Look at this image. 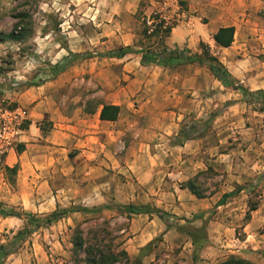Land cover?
Listing matches in <instances>:
<instances>
[{"label":"rangeland","instance_id":"rangeland-1","mask_svg":"<svg viewBox=\"0 0 264 264\" xmlns=\"http://www.w3.org/2000/svg\"><path fill=\"white\" fill-rule=\"evenodd\" d=\"M177 1L187 11V2ZM253 5L257 9V4ZM121 7L125 9L124 12H121ZM159 8H151L148 0H0V32L9 34L17 29L16 34L19 33L17 39L0 41V119L6 118L5 135L13 132L16 121L17 127L22 130L12 138L11 144L0 143V201L15 206L17 210L24 209L39 215L57 208H94L128 203L150 205L167 212L162 218L153 214L162 220L163 230L166 227V231H175L172 237H164L163 230L154 235L157 231L155 225L154 232L149 233L150 229L142 235V242L150 241L137 248L128 241L132 237L130 225L137 214L128 218L127 213L117 209H106L100 213H70L51 225L35 229L24 240L11 246L12 250L3 264H73L76 254L72 253V241L76 230L83 231L86 237L94 234L101 239L114 237L115 243H122V248L129 253V264H198L210 249V244H213L211 236L217 233V226L212 221L219 215H225L223 205L236 199L235 196L239 194V202L244 199V204L247 196L253 203L261 201L264 170L261 168L262 172L258 174L255 168L259 158L264 166V95L247 96L238 89L224 85L206 65L203 67L212 76L204 78L203 87L198 88V83L191 85L188 82L191 90L184 92L185 131L192 139H203L211 158L215 155L217 158L219 150L229 154L221 156L218 163L233 164L236 170L227 172L224 169L219 172L211 166L212 171L208 168L203 170L205 173L198 180V190L205 197L192 196L187 190L181 200L172 202L168 198L167 205L157 203L153 198L158 196L146 193L147 189H143L136 175L122 165L121 157H115L117 160L106 156L95 158L90 154L79 156L78 150L66 146L64 151L55 153L58 157L56 161L52 160V149L42 147L35 170L30 168L32 174H25L20 184L17 183V176L7 175L2 170L9 151L24 143L21 136L29 126V108L19 107L16 98L27 89L45 84L67 101L81 95L88 101L87 110H93L97 102L89 97L93 91L87 82L90 74H83L85 80L66 82L56 89L51 86L52 82L61 75L63 77V72L70 73L82 63L80 60L83 59L75 56L86 55L89 59V54L93 56V52L98 51L96 45H100L105 38L108 19L123 18L126 23H135L137 45L143 49H158L156 37L144 36L143 19ZM133 11H136L135 14H132ZM242 12L243 15H233L239 25L230 48L221 49L210 38L208 42L199 43L197 53L205 55L208 52L216 56L232 76L241 77L240 80L235 78L237 85L256 92L264 90V0H260L258 10ZM183 24L194 26V20L191 21L188 16L178 26ZM194 30L200 31L198 27H194ZM101 50L106 53L118 49L112 51L104 47ZM63 67L65 69L61 72ZM160 109H153L154 117H160ZM6 110L17 111L18 119L3 116ZM140 125L159 127L160 123L158 119L144 116ZM41 126L46 135L53 125L46 118ZM40 140L44 145V138ZM113 160L116 166H113ZM142 175L148 180L149 176ZM28 176L33 177L35 182H31ZM237 179L241 184H235ZM238 186L246 190L219 204L225 193L235 191ZM210 195L214 196V200L205 208L209 203L205 198ZM248 207L240 210V215L234 218L249 220ZM23 227L21 219L0 215V245L11 244ZM201 229L204 231L201 238L205 243L195 260L196 247L189 232L196 234ZM106 231H111L112 235H107ZM236 233L243 236L239 227ZM213 253L212 249L206 255L214 258ZM230 255L237 254H226V258L218 262Z\"/></svg>","mask_w":264,"mask_h":264},{"label":"crops","instance_id":"crops-1","mask_svg":"<svg viewBox=\"0 0 264 264\" xmlns=\"http://www.w3.org/2000/svg\"><path fill=\"white\" fill-rule=\"evenodd\" d=\"M148 1L151 8H159L164 4H173L177 0ZM184 1L188 4L187 14L191 21L194 20V26L183 24L173 28L170 36L166 38V43L170 47H186L193 53L199 51V43L213 39V35L220 27L235 26L237 32L239 23L233 19L234 14L243 15L242 11L260 8V0ZM254 3L257 4V9ZM120 10L125 11L123 7ZM135 12L133 11L132 14ZM108 21L105 23V38L100 45H96L102 54L98 51L93 52L91 58L80 60L82 63H79V66H75L70 73L63 72V77L59 76L51 85L55 86V89L60 88L66 82L85 80L83 74H90L87 82L93 91L89 97L97 102L93 108L94 112L87 110L88 101L81 95L67 101L61 98L58 92L51 91L50 85L45 84L27 89L16 98L19 107L29 108L30 121L21 136L26 146L25 151L18 153L12 148L5 160V165L10 167L19 164L17 183H21L25 174L31 175L32 170H35L38 152L42 147L52 149L53 161L58 159L55 153L64 151L65 146L78 150L79 156L90 154L95 158L121 157L122 165L136 175L143 189L145 191L147 189L146 193L158 196L153 200L166 205L168 198H171L172 202L182 199L188 189L181 188V184L193 178L199 171L210 166L219 172L224 169L227 172L232 171L233 164L218 163L221 156H229V154L219 150L217 152L219 156L216 158V155H212L214 157L211 158L202 138L199 140L189 138L183 143L178 142L179 133L186 122H183L185 105L183 97L186 90V92L191 90L188 82L191 85L198 83V88L203 87L204 78L208 79L212 76L209 71L198 64H184L177 67L143 65L139 52L124 56H111L108 54L109 51L103 53L101 49L104 47L112 51L120 47H132L136 51L142 49L137 45L135 23H126L123 18L108 19ZM194 27H198L200 31L194 30ZM233 76L238 80L241 79L239 76ZM104 104L120 106V115L116 121L100 118ZM169 105L171 107L167 108ZM156 107H161L160 117H154L153 109ZM144 116L158 119L160 126H141L140 121ZM46 118L53 126L50 132L44 135L41 124ZM43 138L44 145L43 140H40ZM261 161V158L256 161L255 171L258 174L264 170ZM107 164L110 166V163ZM112 164L116 166L114 160ZM168 172L169 179L166 178ZM142 173L149 176L148 180H145ZM28 177L31 182H35L33 177ZM235 182L241 184L239 179ZM261 187H263V196L258 208L251 212L249 220L239 221L234 218L248 205V196L245 204L244 199L239 202V194L235 196L236 199L223 205L225 215H219L212 221L217 226V233L211 234L213 244H210L208 250L213 249V257H215H208L207 250L198 264H215L230 253L249 259L255 264H264V183ZM245 190L246 188L240 193ZM190 194L194 196L191 191ZM205 200L209 201L205 205L206 208L214 200V196L210 195ZM155 225L157 231L154 235L162 232L164 226L162 220L153 214H137L132 219L130 225L132 237L128 241L137 248L144 246L150 239L142 242V235L150 229L149 233L154 232ZM237 227L243 232L242 237L237 235ZM164 231V237H172L175 232L173 229L166 231V227Z\"/></svg>","mask_w":264,"mask_h":264},{"label":"trees","instance_id":"trees-1","mask_svg":"<svg viewBox=\"0 0 264 264\" xmlns=\"http://www.w3.org/2000/svg\"><path fill=\"white\" fill-rule=\"evenodd\" d=\"M28 16V15H26ZM143 24L145 26L143 33L147 38L156 37L158 39V49L149 47L147 49H141L136 51L132 47H120L116 52H110L111 56H124L128 53L139 52L141 54V62L143 65H159L163 67H177L184 64H198L206 65L209 67L213 75L220 80L224 85L231 86L233 89H238L242 91L247 96L254 95H264V90H258L253 92L246 88L243 85H237L236 79L232 74L227 70L223 63L214 55H210L208 52L203 53H193L188 48H180L178 46L170 47L166 43V38L170 36L172 28H157L153 33H148V28L146 25L145 17L143 19ZM17 29L13 30L9 34H3L0 32V41L3 40H14L18 38L16 34ZM236 27L235 26H223L218 29V31L213 35L215 43L220 47H231L235 41ZM205 46V43H202ZM77 58L86 59V55H77ZM89 57H92V54H89ZM64 67L60 69L61 72L64 71ZM121 108L118 105L113 104H104L101 108L100 118L102 120L116 121L119 118ZM90 112H94L91 110ZM30 121H28V124ZM41 129L44 132L43 127ZM186 123L181 129L178 137V142L183 143L184 140L189 139L190 137L185 131ZM26 146L24 143L17 146L16 151L22 153L25 151ZM19 164L10 167L8 165L4 166V171L8 175L16 176L19 171ZM211 170V168H208ZM205 171H199L196 176L190 178L186 182L181 184V188H187L198 198L205 197L198 190V180ZM15 181H13V184ZM244 187L238 186L235 191L225 193L222 200L219 204H224L228 198L234 194L243 190ZM260 202L253 203L250 199L248 201L249 209L247 213V219L250 218L251 212L256 210ZM106 209H117L122 210L128 214L130 218L133 214L146 213L149 215L157 214L161 218L163 215L167 214L166 211L158 207H151L150 205H137L134 203H128L125 205L117 204L113 205H103L99 207L89 208V207H72L71 209L57 208L54 211L45 214L39 215L34 212H29L24 209L17 210L15 206H10L2 201H0V215L3 217H16L23 221L24 227L20 229L15 235L14 239L11 241V244H1L0 245V264H3L4 259L10 254L12 247L18 241L24 240L30 233L35 229L51 225L54 222L60 220L65 215L76 212H85V213H100ZM202 229L199 230V233L189 232L195 244V255L194 259H198V251L204 247L203 239L201 238ZM107 235H112L111 231H106ZM197 235V237H196ZM115 238L110 237L99 238L98 234H94L92 237H86L83 234V231L76 230L74 231L73 236V246L72 253L76 254L75 259H73V264H129L130 256L125 248H122V243H115ZM10 245V246H9ZM216 264H255L253 261L237 256L230 255L226 260L218 262Z\"/></svg>","mask_w":264,"mask_h":264},{"label":"built area","instance_id":"built-area-1","mask_svg":"<svg viewBox=\"0 0 264 264\" xmlns=\"http://www.w3.org/2000/svg\"><path fill=\"white\" fill-rule=\"evenodd\" d=\"M187 15V11L183 9L178 1H175L173 4L161 5V8L157 9L150 15H146L145 17L148 33H153L159 27L164 29H173L178 26L184 20V18L188 17ZM2 115L7 117L13 116L18 119L17 111L6 110ZM2 118L3 119H0V143L6 142L7 144H11L12 138H14V136L20 133L22 130L17 127L18 123L16 121L13 132L11 134L9 133L8 135H5L6 118Z\"/></svg>","mask_w":264,"mask_h":264}]
</instances>
